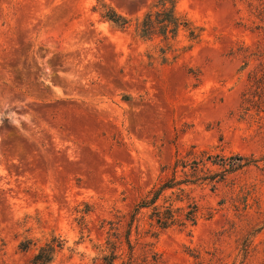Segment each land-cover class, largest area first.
Instances as JSON below:
<instances>
[{
    "label": "rangeland",
    "instance_id": "374dc122",
    "mask_svg": "<svg viewBox=\"0 0 264 264\" xmlns=\"http://www.w3.org/2000/svg\"><path fill=\"white\" fill-rule=\"evenodd\" d=\"M153 1L0 0V264H264V0H177L166 61Z\"/></svg>",
    "mask_w": 264,
    "mask_h": 264
},
{
    "label": "trees",
    "instance_id": "16d2710c",
    "mask_svg": "<svg viewBox=\"0 0 264 264\" xmlns=\"http://www.w3.org/2000/svg\"><path fill=\"white\" fill-rule=\"evenodd\" d=\"M177 0H154L144 14L139 18H136L135 22V33L140 38L145 40H153L155 37H160V42H162V46L158 47V57H155L154 54L150 53L149 58L151 61H154L155 58H160L162 61H166V54L168 52H174L180 48H176L173 45V41L176 39L178 32L180 29H183L187 32V38L189 40H197L199 38L198 31H200V27L195 26L192 22H190L186 17H184L180 12L176 9ZM104 16L116 24L118 27H124L128 23V19L120 14H118L115 10L106 7V11L104 12ZM191 44L188 46L189 47ZM157 47V46H155ZM155 51V50H154ZM176 55H173L171 58H175ZM184 163L182 166H186ZM196 169V168H194ZM165 188H170L171 186L165 185ZM164 189V185L159 187L157 190L153 192L152 197L149 199V203L142 201V206H147L150 203L154 204L160 194V192ZM145 202V203H143ZM169 208V207H167ZM169 212H160L156 211V214L152 217L156 220V223L160 228H166L177 221V217L174 214L173 210ZM26 242H21L19 247L22 250H27L28 245ZM62 240L53 237L50 241L46 242L42 246L38 248V251L31 258L32 264H48L50 263L55 255L56 247L61 248ZM110 258L104 257L107 260L108 264H114L113 260L116 258L115 253L110 254Z\"/></svg>",
    "mask_w": 264,
    "mask_h": 264
}]
</instances>
